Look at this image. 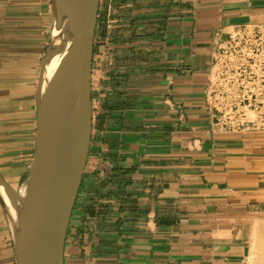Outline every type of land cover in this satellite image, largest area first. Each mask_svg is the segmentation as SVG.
Listing matches in <instances>:
<instances>
[{
  "label": "crops",
  "instance_id": "0c3cea01",
  "mask_svg": "<svg viewBox=\"0 0 264 264\" xmlns=\"http://www.w3.org/2000/svg\"><path fill=\"white\" fill-rule=\"evenodd\" d=\"M51 0H0V174L26 182ZM264 0H103L93 127L64 264H249L264 234V135L216 125L206 88ZM262 240V239H261ZM0 199V264H16Z\"/></svg>",
  "mask_w": 264,
  "mask_h": 264
},
{
  "label": "water",
  "instance_id": "95a60500",
  "mask_svg": "<svg viewBox=\"0 0 264 264\" xmlns=\"http://www.w3.org/2000/svg\"><path fill=\"white\" fill-rule=\"evenodd\" d=\"M100 4L101 0H51V39L37 87L33 161L20 190L0 174V186L17 212L12 225L16 264H64L66 237L92 137ZM57 56L58 64L46 81V68Z\"/></svg>",
  "mask_w": 264,
  "mask_h": 264
},
{
  "label": "built area",
  "instance_id": "2783aa9c",
  "mask_svg": "<svg viewBox=\"0 0 264 264\" xmlns=\"http://www.w3.org/2000/svg\"><path fill=\"white\" fill-rule=\"evenodd\" d=\"M206 101L223 129L246 131L252 113L263 117L264 26L240 25L229 33L215 55Z\"/></svg>",
  "mask_w": 264,
  "mask_h": 264
},
{
  "label": "rangeland",
  "instance_id": "374dc122",
  "mask_svg": "<svg viewBox=\"0 0 264 264\" xmlns=\"http://www.w3.org/2000/svg\"><path fill=\"white\" fill-rule=\"evenodd\" d=\"M103 1V0H101ZM262 26V25H259ZM262 113L264 114V107L262 108ZM250 120H253V123H251L249 126L251 127L250 129L246 130L244 133L247 131H257V134H251V135H264V126L261 125L260 121H263L264 124V115L263 117H259L258 115H255L252 113L250 115ZM262 239V240H261ZM258 242L254 249L253 253L251 255L250 263L249 264H264V234L259 236L258 235Z\"/></svg>",
  "mask_w": 264,
  "mask_h": 264
},
{
  "label": "bare ground",
  "instance_id": "6f19581e",
  "mask_svg": "<svg viewBox=\"0 0 264 264\" xmlns=\"http://www.w3.org/2000/svg\"><path fill=\"white\" fill-rule=\"evenodd\" d=\"M59 61V57H55L54 59H52V61L48 64L47 68H46V72H45V80H49V78L51 77V75L53 74L57 64ZM22 194L24 193V191L21 192ZM0 197L3 200L4 203V207L6 209V212L8 213V217L9 220L11 222V225H13V222H15L16 218H17V212L15 211L14 207H12L8 197L6 196L4 189L0 186Z\"/></svg>",
  "mask_w": 264,
  "mask_h": 264
}]
</instances>
